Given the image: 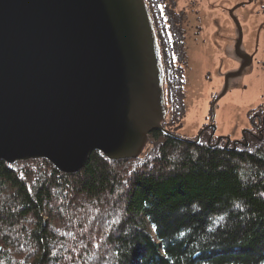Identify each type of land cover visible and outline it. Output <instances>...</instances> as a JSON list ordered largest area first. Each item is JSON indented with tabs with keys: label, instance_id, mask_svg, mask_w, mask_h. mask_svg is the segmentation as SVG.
<instances>
[{
	"label": "trees",
	"instance_id": "16d2710c",
	"mask_svg": "<svg viewBox=\"0 0 264 264\" xmlns=\"http://www.w3.org/2000/svg\"><path fill=\"white\" fill-rule=\"evenodd\" d=\"M150 137L146 159L74 173L0 159V264H264V135Z\"/></svg>",
	"mask_w": 264,
	"mask_h": 264
},
{
	"label": "water",
	"instance_id": "95a60500",
	"mask_svg": "<svg viewBox=\"0 0 264 264\" xmlns=\"http://www.w3.org/2000/svg\"><path fill=\"white\" fill-rule=\"evenodd\" d=\"M243 4L229 9L241 64L225 74L211 122L229 78L252 65L256 53L241 48L233 12ZM166 114L164 66L146 0H0L1 160L44 158L73 173L93 151L136 159L154 130L188 140L164 126ZM211 122L189 140L199 142L211 127L210 143Z\"/></svg>",
	"mask_w": 264,
	"mask_h": 264
},
{
	"label": "rangeland",
	"instance_id": "374dc122",
	"mask_svg": "<svg viewBox=\"0 0 264 264\" xmlns=\"http://www.w3.org/2000/svg\"><path fill=\"white\" fill-rule=\"evenodd\" d=\"M242 1L245 0H146L159 40L164 84L165 64L168 55L170 60L172 51L175 69L183 73L187 69V110L183 114L170 107V113L167 106L169 115L165 120L168 123L164 122L171 126L166 128L173 129L171 131L178 136L188 140L196 138L207 121L203 116L202 105L206 104L209 90L218 89L219 93L224 88L225 74L237 70L241 64H237L239 56L233 53L237 29L229 9ZM233 13L240 18V24L245 29L246 51L258 53L254 54L252 65L243 68L238 76L229 78L226 93L216 103L215 123L216 129L224 133L219 135L229 136L230 140H242V134L247 130L245 140L248 142L247 134L254 138L261 135L251 125V120H254V124L258 120L259 124L264 123L261 120L264 118V0H246V4L236 8ZM243 44L245 46L242 43V49ZM222 51L223 58H220ZM215 96L208 99L210 104ZM258 127L264 135V125ZM206 129L203 134L208 140L211 129ZM226 136L221 137L220 141L226 139ZM220 141L217 142L216 134L210 140L212 144H219ZM238 146L233 148V145H228L225 148L237 149ZM152 147L149 137L146 147L137 158L146 159ZM116 220L114 216L113 221Z\"/></svg>",
	"mask_w": 264,
	"mask_h": 264
},
{
	"label": "flooded vegetation",
	"instance_id": "af4514ba",
	"mask_svg": "<svg viewBox=\"0 0 264 264\" xmlns=\"http://www.w3.org/2000/svg\"><path fill=\"white\" fill-rule=\"evenodd\" d=\"M239 20H240V18H239ZM240 22H242V21H240ZM242 27H243V24H242ZM179 28L180 27L178 26V29ZM242 43H245V46L243 44V50L245 52H246V50L248 51V49H246V32H245L244 27L242 28ZM172 53H173V51L170 53V56H171L170 60H169V55L167 56V61L165 64V99H166L167 106L170 110V113H171V108H172L175 111H178L181 113L184 112L183 114H185V111L187 110L186 106H187V102H188V99H186L187 98V88H188V78H187V74H186L187 69H184V73L182 72V70L177 71L175 69L176 67L174 66ZM233 53H234V55H236L235 54L236 52L234 51V47H233ZM222 54H224L223 51L221 52L220 58H223ZM255 58H256V55H255ZM240 61H241V59L238 57L237 64L240 63ZM180 63H182V62H180ZM218 75H219V73H218ZM237 82L240 83V81H237ZM238 87H240V86H238ZM243 87H244V85H243ZM217 92H218V89L216 91L214 88H213V90H209V97H207L206 104L202 105V110L204 111L203 116H205V118H206L205 121L207 120L206 124H209L211 122V116H212V104H210V102H208V99L214 98V96ZM203 103H204V101L202 102V104ZM167 115H169V112H167L166 116ZM215 117H216V114H215ZM215 122L216 121L214 118V121H212L211 123L214 124ZM165 123L167 124L168 120H165ZM215 124L217 126V123H215ZM262 124L264 125V123H262ZM262 124L261 123L259 124V120L256 124H254V120H251V125L254 126L255 128L258 127V125H262ZM164 126L171 128V126H169V125L164 124ZM207 129L212 130V128H210V127ZM171 130L173 131V129H171ZM257 131H259V129H257ZM246 132H247V130H246ZM246 132H243L242 140H239L236 143V145H241V146H245V147L250 145L249 141L247 142V145L244 144L246 142V140H245L246 139ZM215 134H216V136H218L219 134H224V133H221L218 131V129H216L213 136H215ZM225 134H228V133H225ZM222 136H226V135H222ZM226 140L227 139L222 140L223 144L226 142ZM233 140L234 139L230 140L228 145H233Z\"/></svg>",
	"mask_w": 264,
	"mask_h": 264
}]
</instances>
